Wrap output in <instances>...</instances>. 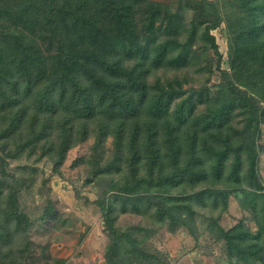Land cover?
<instances>
[{"label": "trees", "instance_id": "trees-1", "mask_svg": "<svg viewBox=\"0 0 264 264\" xmlns=\"http://www.w3.org/2000/svg\"><path fill=\"white\" fill-rule=\"evenodd\" d=\"M236 1L243 16L231 66L239 84L264 99V76H256L264 75V0ZM160 10L149 0H0V162L46 158L57 171L91 133L111 137L134 207L153 200L155 217L192 233L191 200L205 205V198L212 208L232 196L255 232L242 221L226 231L216 222L208 228L216 229L232 264H264V186L256 171L257 125H251L264 121V110L233 86L220 89L225 97L206 100L197 115L191 97L175 102L177 81L163 83L154 73L186 66L185 43L197 27L180 42L177 31L185 29L178 15ZM138 13L147 34L135 24ZM163 14L166 37L151 41ZM234 108L246 123L242 129L231 125ZM22 186H0V264H24L34 222L19 210ZM176 188L183 193L167 195ZM113 208H102L111 233L108 264H132L122 253L128 245L140 256L139 240L117 232ZM48 218L51 211L38 221Z\"/></svg>", "mask_w": 264, "mask_h": 264}, {"label": "rangeland", "instance_id": "rangeland-1", "mask_svg": "<svg viewBox=\"0 0 264 264\" xmlns=\"http://www.w3.org/2000/svg\"><path fill=\"white\" fill-rule=\"evenodd\" d=\"M149 1L160 6L162 11L167 9L178 15L179 24L186 30L177 31L180 42L190 36L194 26L197 27L190 37L191 41L185 43L188 47L186 66L177 72L154 73L163 83L177 81L180 96L175 97V102L191 97L195 100L193 112L197 115L204 113L206 100L225 97L229 93L219 92L220 89L233 86L237 91L248 93L249 97L258 100L254 104L264 110V99L259 100L252 90L239 84L231 66L236 34L239 33L243 16L236 0ZM142 17L140 13L136 14L135 24L141 34H147V25L142 22ZM161 17L162 21L155 23L156 36L151 41L166 37L163 32L165 14ZM256 76L262 78L264 75ZM153 79L149 74L147 81L151 83ZM198 96L202 100H198ZM237 111V108L232 110L231 125L242 129L246 123ZM252 124L257 125L254 140L256 171L264 186V121H252ZM114 152L111 137L101 139L93 132L83 143L67 152L65 161L57 171L46 158H7L0 162V186L14 182L23 184L17 193L19 210L30 222H34L24 241V264H55L56 260H62L60 264H108L111 233L104 222L103 204L107 208L110 205L114 207L111 218L117 232L122 236L131 234L130 238L139 240L136 251L142 254L136 255L127 245L126 252L122 253L123 262L232 264L226 259L224 241L219 238L215 228L210 231L208 226L209 222H216L226 231L242 221L254 233L255 225L249 222L251 216L240 207L238 199L231 196L223 205V200L219 198L217 206L212 208L209 207L210 200L204 198L205 205H202V202L193 199L191 204L196 211L192 217L193 232L176 224L169 225L167 221L154 216L153 200L150 201L151 205H148L149 201L142 200L143 204L137 202L134 207L124 194L122 185L125 180L117 169L122 162L114 157ZM179 192L183 193L182 189L176 188L167 195L175 196ZM48 211H51L52 218L38 221ZM123 240L128 241V237L124 236ZM251 261L249 264H260L257 260Z\"/></svg>", "mask_w": 264, "mask_h": 264}]
</instances>
